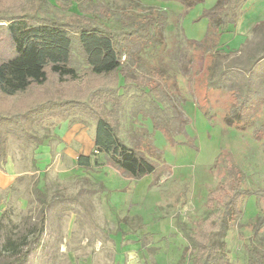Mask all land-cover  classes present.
Returning a JSON list of instances; mask_svg holds the SVG:
<instances>
[{"label": "trees", "instance_id": "trees-1", "mask_svg": "<svg viewBox=\"0 0 264 264\" xmlns=\"http://www.w3.org/2000/svg\"><path fill=\"white\" fill-rule=\"evenodd\" d=\"M0 0V162L7 160L9 138L43 144L33 134L45 119H65L77 111L95 121L92 155L79 154L76 166L84 170L107 167L131 180L154 174L160 158L150 135L129 126V144L120 136L121 114L127 93L134 90L131 121L150 119L155 130L173 142L183 133L188 120L177 99L181 86L172 68L175 45L167 47L165 12L142 5V0ZM176 2L190 10L205 0H153ZM247 0H215L203 11L208 22L202 40L185 39L192 49L186 64L177 59L180 75L205 68L206 88L220 90L230 106L223 117L226 126L242 130L261 114L263 124L256 131L264 135V87L243 77L221 83L228 59L234 51L218 48L220 35L234 25ZM75 6L77 13L69 12ZM114 19L115 27L108 22ZM250 34L264 43V22L256 23ZM243 44L242 47H245ZM264 49L263 46H259ZM125 56L122 61L121 57ZM234 59V58H233ZM251 70L264 54L246 58ZM235 60V59H234ZM233 65V64H232ZM187 121V122H186ZM84 123L83 121H80ZM170 133V135H169ZM264 155V141L262 143ZM225 177L208 190L203 208L209 214L184 232L186 246L181 264H232L225 237L241 218L246 198L254 195L246 185L241 168L224 162ZM105 191L104 187H101ZM38 207L25 220L23 231L12 235L0 216V264H29L45 232L47 198L34 188ZM264 219L257 216L247 225L254 239ZM246 264H264V239L247 247Z\"/></svg>", "mask_w": 264, "mask_h": 264}, {"label": "rangeland", "instance_id": "rangeland-1", "mask_svg": "<svg viewBox=\"0 0 264 264\" xmlns=\"http://www.w3.org/2000/svg\"><path fill=\"white\" fill-rule=\"evenodd\" d=\"M214 2L205 0L186 11L176 2L142 0V5L158 8L168 18L167 47L177 49L171 65L181 86L177 104L188 120L183 133L169 141L166 133L153 128L150 119L142 116L131 121L130 96L135 91L127 93L119 133L127 144L131 124L149 133L160 156L155 158L154 174L135 181L107 167L78 168L79 154L92 155L95 121L77 111L62 120L45 119L34 127L33 134L43 142L38 147L8 139L7 160L0 162V174L6 178L0 181V216L6 231L21 233L25 220L35 213L34 188L45 194L48 203L45 232L29 264H181L184 232L196 220L208 218L203 202L208 190L224 179L225 161L241 168L254 193L246 198L241 218L225 237L232 264H246L248 245L264 239V223L257 239L245 226L257 216L264 219V135L263 130L256 131L263 124L261 114L245 129L226 126L228 95L206 88L205 68L195 67L197 73L182 77L177 63L182 59L186 64L193 53L186 38L203 39L208 22L201 14ZM114 5L121 7L124 2L116 0ZM69 12L78 11L73 6ZM259 22H264V0H247L236 23L223 30L218 48L234 51L235 60L227 58L231 68L221 83L250 77L264 87V59L252 70L246 61L251 54H264L260 36L249 33ZM108 24L114 28V19ZM72 125L81 128V142L63 146L62 128ZM41 147L47 149L40 151Z\"/></svg>", "mask_w": 264, "mask_h": 264}, {"label": "crops", "instance_id": "crops-1", "mask_svg": "<svg viewBox=\"0 0 264 264\" xmlns=\"http://www.w3.org/2000/svg\"><path fill=\"white\" fill-rule=\"evenodd\" d=\"M72 125V126H67L65 128H62V131H61V135H60V139L62 140V145L63 146H66V145H69V144H75V143H80L81 142V128L77 125ZM74 127V128H73ZM77 132L76 134L74 133L73 134V131ZM80 132V133H79ZM91 146L93 148V142L91 143ZM42 149H47V147H41L39 150L42 151ZM38 150V151H39ZM41 153V152H38V154ZM42 154V153H41ZM41 157L43 155H40ZM77 158V157H76ZM0 181H6V178L2 177V175L0 174Z\"/></svg>", "mask_w": 264, "mask_h": 264}, {"label": "built area", "instance_id": "built-area-1", "mask_svg": "<svg viewBox=\"0 0 264 264\" xmlns=\"http://www.w3.org/2000/svg\"><path fill=\"white\" fill-rule=\"evenodd\" d=\"M121 60H122V61H124V60H125V56H124V55L121 57Z\"/></svg>", "mask_w": 264, "mask_h": 264}]
</instances>
